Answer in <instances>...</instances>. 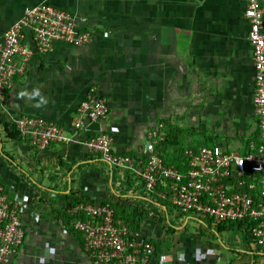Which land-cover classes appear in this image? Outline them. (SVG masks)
I'll use <instances>...</instances> for the list:
<instances>
[{
	"label": "crops",
	"instance_id": "1",
	"mask_svg": "<svg viewBox=\"0 0 264 264\" xmlns=\"http://www.w3.org/2000/svg\"><path fill=\"white\" fill-rule=\"evenodd\" d=\"M42 2L77 16L93 39L34 54L0 103V182L11 198H30L21 258L11 264H91L82 238L63 233L73 199L112 200L129 211L128 223L156 246L151 264H264L246 225L179 213L83 145L35 150L14 125L37 116L72 134L77 106L94 91L107 100L102 128L113 134L116 153L141 156L160 125L167 155L196 145L197 126L224 151H244L260 137L248 0H0V38ZM236 135L244 147H229Z\"/></svg>",
	"mask_w": 264,
	"mask_h": 264
},
{
	"label": "built area",
	"instance_id": "2",
	"mask_svg": "<svg viewBox=\"0 0 264 264\" xmlns=\"http://www.w3.org/2000/svg\"><path fill=\"white\" fill-rule=\"evenodd\" d=\"M245 17L253 49L260 137L243 152L224 151L217 144L187 148V169L180 172L164 162L160 145L165 137L160 125L149 132L141 156L116 153L113 134L102 128L109 115L107 100L94 91L77 106L72 134L53 120L20 116L14 119L20 138L39 151L56 143L81 144L111 168L134 177L148 194L171 202L179 213L206 217L215 225L244 222L264 250V0H248ZM79 20L69 11L42 2L26 9L4 32L0 38V103L34 54L45 55L60 43L80 47L91 43L93 35L79 28ZM96 122L100 129H89ZM81 133L90 135L81 138ZM29 201L27 194L11 198L0 182V264L21 258L26 235L22 215ZM69 214V230L63 233L71 231L82 238L91 264H151L157 256L151 238L116 217L109 202L91 199L70 208Z\"/></svg>",
	"mask_w": 264,
	"mask_h": 264
},
{
	"label": "trees",
	"instance_id": "3",
	"mask_svg": "<svg viewBox=\"0 0 264 264\" xmlns=\"http://www.w3.org/2000/svg\"><path fill=\"white\" fill-rule=\"evenodd\" d=\"M17 131V129H16ZM17 136L20 137V133L17 131ZM206 137V136H205ZM169 138V137H168ZM167 136L165 137L164 141L162 142V144L160 145V147H162V151H163V154H164V162L166 163L167 166L169 167H173V168H176L178 169L180 172H185L187 167H186V158H185V150H182L181 153H170V154H166V151L164 148H167V143L169 142ZM206 140L207 142H205L204 144L202 145H199L200 143H197L196 145H191L187 148H193V149H197L198 147L200 146H212L214 145L215 142H213L212 138L210 137H206ZM209 140V142H208ZM210 140L212 142H210ZM250 143V142H249ZM243 152V151H242ZM151 195V194H150ZM70 201V206H69V209L70 208H73L75 205L81 203V202H85L84 199L82 200H69ZM106 202H109L111 203V205L114 207L115 209V213H116V217L118 218H121L123 220H125L127 223L128 221L132 218V216L130 215L129 211H126V210H120L116 205L115 203H113V201L111 200H107ZM68 220H71L72 217L70 216V214H68L67 216ZM139 218V217H138ZM141 218V217H140ZM137 219V218H136ZM236 224H239V225H244V222H239V221H230V222H226V223H223L221 225H228L227 227H234V225ZM133 228L135 229V227L133 226ZM153 243V241H152ZM154 244V243H153Z\"/></svg>",
	"mask_w": 264,
	"mask_h": 264
},
{
	"label": "rangeland",
	"instance_id": "4",
	"mask_svg": "<svg viewBox=\"0 0 264 264\" xmlns=\"http://www.w3.org/2000/svg\"><path fill=\"white\" fill-rule=\"evenodd\" d=\"M196 130V135L197 136H195V139H196V141H197V143H200L199 145H202V144H204L205 142H207V140H206V137H211V136H207L206 135V137L205 136H201L200 135V133L198 132V131H200L201 130V126H197V129H195ZM204 134H206V133H208V131H204L203 132ZM203 134V135H204ZM224 138H226V137H224ZM233 139H231V142H230V145H229V147H231V148H235L236 147V149H238L237 148V145L239 146V147H244V142H245V138L243 137V136H240V135H236L235 137H232ZM201 141V142H200ZM213 142H217L218 140H217V138H214V140H212ZM211 140H210V142H212ZM208 142H209V140H208ZM185 148H187V147H182V146H179L178 148H177V150H176V152H174V153H181L182 152V150H185ZM176 149V148H175ZM241 150V149H240Z\"/></svg>",
	"mask_w": 264,
	"mask_h": 264
},
{
	"label": "water",
	"instance_id": "5",
	"mask_svg": "<svg viewBox=\"0 0 264 264\" xmlns=\"http://www.w3.org/2000/svg\"><path fill=\"white\" fill-rule=\"evenodd\" d=\"M89 129H92V130H99L100 129V124L99 123H92L90 126H89Z\"/></svg>",
	"mask_w": 264,
	"mask_h": 264
}]
</instances>
